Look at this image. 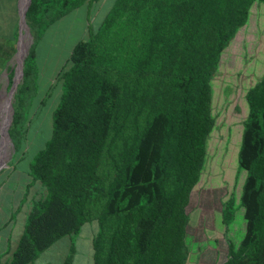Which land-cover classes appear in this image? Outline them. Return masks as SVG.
I'll return each mask as SVG.
<instances>
[{"label": "trees", "instance_id": "obj_1", "mask_svg": "<svg viewBox=\"0 0 264 264\" xmlns=\"http://www.w3.org/2000/svg\"><path fill=\"white\" fill-rule=\"evenodd\" d=\"M100 1L32 0L27 23L34 42L10 131L15 157L38 93L39 42L57 21ZM263 2L116 0L90 26L58 75L62 96L52 136L30 164L28 190L39 182L43 194L33 200L6 264L35 262L94 221L93 264H190L188 206L217 126L213 80L224 52ZM246 99L239 164L247 177L239 207L247 230L239 246L230 243L223 264H264V74ZM3 110L5 123L9 102ZM8 125L9 119V131ZM11 147L1 149L2 163ZM225 203L230 222L235 197ZM74 246L63 264H74ZM200 259L201 253L193 264Z\"/></svg>", "mask_w": 264, "mask_h": 264}, {"label": "rangeland", "instance_id": "obj_2", "mask_svg": "<svg viewBox=\"0 0 264 264\" xmlns=\"http://www.w3.org/2000/svg\"><path fill=\"white\" fill-rule=\"evenodd\" d=\"M115 1L101 0L92 7L84 5L72 11L51 26L39 42L36 53L39 70L38 93L25 126L26 136L18 154L14 156L16 159L25 158L20 165V171L45 147L52 136L53 113L62 96V82L58 75L68 66L74 46L89 37L90 26L100 23ZM19 20V11H14L9 13L8 19L0 21L1 117L5 113L1 109L3 89L9 84L8 92L11 90L20 64L19 45L23 47L29 35L26 25L22 28L19 43ZM263 74L264 2L253 8L249 24L237 33L224 52L220 71L213 80V109L217 115V126L208 141V155L202 179L188 206V210L192 212L188 224V241L192 247L190 264L195 262L200 253L204 260L211 257L223 258L227 244L233 242L239 246L246 233L244 209L239 207V198L247 177V170L239 164L241 128L242 120L247 118L249 112L246 93ZM9 97L7 94L5 103L9 102ZM12 98L14 109L15 97ZM12 125L13 122L9 131ZM12 152L11 147L9 156ZM14 157L7 159L5 166ZM36 194L37 198H40L43 194L42 188L39 187ZM232 197H235L236 201L231 207L234 217L227 222L223 216L225 202ZM97 231V221L87 223L79 234L58 240L32 263L63 264L72 245H75L77 251L74 264H93L92 241Z\"/></svg>", "mask_w": 264, "mask_h": 264}, {"label": "crops", "instance_id": "obj_3", "mask_svg": "<svg viewBox=\"0 0 264 264\" xmlns=\"http://www.w3.org/2000/svg\"><path fill=\"white\" fill-rule=\"evenodd\" d=\"M19 4L20 0H0V21L8 19L9 13L19 11ZM244 120L245 117L242 120V134ZM24 160V157L16 159L14 163L6 165L0 170V264L10 261L24 233L32 202L37 198L36 192L39 187L42 188L37 182L28 190L31 182V161L29 160L28 164L20 171V165ZM225 240L227 239L225 238ZM229 246L230 243L224 250L223 258L211 257L206 260L201 258L199 264H223L227 260ZM38 264L42 263L38 262Z\"/></svg>", "mask_w": 264, "mask_h": 264}, {"label": "water", "instance_id": "obj_4", "mask_svg": "<svg viewBox=\"0 0 264 264\" xmlns=\"http://www.w3.org/2000/svg\"><path fill=\"white\" fill-rule=\"evenodd\" d=\"M22 1L23 0L20 1L21 3H20V10H19V13H20V20H19V26H20L19 43L21 42V38H22V36H21L22 35V22L23 21H26L27 22L28 10H29V8L31 6V3H32V0H26V7H25V10L23 11L22 10V7H21ZM27 26H28L29 32L31 34V39L32 40L30 41L29 44H27V46H25L26 53H25V55L23 56V58H22V60L20 62V65H21L20 74L18 75V73L16 71V75L13 78L12 87H11V90L9 92L11 94L10 97H9L10 100H11V97L12 96L15 97V95H16L18 89H19V86H20L21 82L23 81L26 59H27V57L30 54L31 47H32V44L34 42V38H33V35L31 33V29H30V26L28 25V23H27ZM9 102H10V107L12 109L11 118H9V125H8L9 126L8 129L10 130L11 124L13 122V117H14V109H13V105H12V100L9 101ZM8 134H9V137H10V140H11L12 149H13V152H12L11 156H9V158H10V157H14V155L16 153V146H15V143L13 142V139H12V136L10 134V131H8ZM2 141H3V132L0 129V146H1ZM6 161L0 166V170L5 166Z\"/></svg>", "mask_w": 264, "mask_h": 264}, {"label": "bare ground", "instance_id": "obj_5", "mask_svg": "<svg viewBox=\"0 0 264 264\" xmlns=\"http://www.w3.org/2000/svg\"><path fill=\"white\" fill-rule=\"evenodd\" d=\"M21 7H22V10L24 11V10H25V7H26V0H23V1H22ZM26 25H27V22H26V21H23V22H22V28L26 27ZM27 27H28V26H27ZM28 32H29V29H28ZM30 41H31V34H30V32H29L27 43H26L23 47H22L21 45H19V46H20V52L18 53V58H21V59H20V62H21L23 56H24L25 53H26L25 46H27V44H29ZM20 70H21V65L19 64V66H18V68H17V73H18V75L20 74ZM8 85H9V84H6L5 87H4V89H3V96H2V102H1V109H2L3 103H4L5 99H6V95L8 94ZM9 94H10V93H9ZM10 95H11V94H10ZM10 95H9V96H10ZM12 97H13V96H12ZM12 97H11V100H12ZM11 100L9 99V101H11ZM9 105H10V102H9ZM8 119H9V113H8L6 119H5V123L3 122L2 117H1V115H0V129H1V131L3 132V141H2L1 146H0V156H1V149H3L4 144H6V146H7L9 142L11 143V140H10V137H9V134H8V130H7V122H8ZM8 158H9V157H8ZM8 158H7V159H8ZM4 162H5V161H4ZM4 162H3V163H4ZM3 163H2V159H0V166H1Z\"/></svg>", "mask_w": 264, "mask_h": 264}]
</instances>
